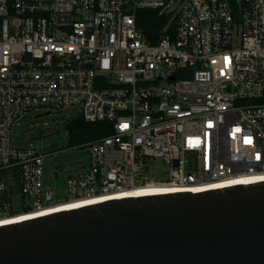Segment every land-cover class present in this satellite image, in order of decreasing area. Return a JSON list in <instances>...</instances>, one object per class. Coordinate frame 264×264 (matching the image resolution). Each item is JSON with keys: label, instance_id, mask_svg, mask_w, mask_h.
<instances>
[{"label": "built area", "instance_id": "1", "mask_svg": "<svg viewBox=\"0 0 264 264\" xmlns=\"http://www.w3.org/2000/svg\"><path fill=\"white\" fill-rule=\"evenodd\" d=\"M141 10L169 17L156 43ZM39 111L113 126L62 199L53 152L14 143ZM263 182L264 0H0V220Z\"/></svg>", "mask_w": 264, "mask_h": 264}, {"label": "water", "instance_id": "2", "mask_svg": "<svg viewBox=\"0 0 264 264\" xmlns=\"http://www.w3.org/2000/svg\"><path fill=\"white\" fill-rule=\"evenodd\" d=\"M0 264H264V182L0 227Z\"/></svg>", "mask_w": 264, "mask_h": 264}, {"label": "rangeland", "instance_id": "3", "mask_svg": "<svg viewBox=\"0 0 264 264\" xmlns=\"http://www.w3.org/2000/svg\"><path fill=\"white\" fill-rule=\"evenodd\" d=\"M46 112H33L24 116L18 125L13 128L14 143L30 147L35 146L43 153H50L51 157L46 159L47 169H60L62 176L60 179H51L50 183L61 191L60 199L65 197L67 188V176L80 171L87 164V154L79 148L69 147V133L66 130V124L74 119L76 113L65 111L60 114ZM73 114V116H71ZM44 115V116H41ZM14 209H18L14 205ZM17 211V210H16Z\"/></svg>", "mask_w": 264, "mask_h": 264}, {"label": "trees", "instance_id": "4", "mask_svg": "<svg viewBox=\"0 0 264 264\" xmlns=\"http://www.w3.org/2000/svg\"><path fill=\"white\" fill-rule=\"evenodd\" d=\"M168 21L169 17L159 16L158 10H141L138 14L139 26L152 43L164 35ZM66 130L69 133V147L74 148L111 135L113 126L108 122L88 123L82 116H77L67 122Z\"/></svg>", "mask_w": 264, "mask_h": 264}, {"label": "bare ground", "instance_id": "5", "mask_svg": "<svg viewBox=\"0 0 264 264\" xmlns=\"http://www.w3.org/2000/svg\"><path fill=\"white\" fill-rule=\"evenodd\" d=\"M150 195H154V194H145V196H150ZM140 196H142V195L110 196V197H107V198H100V199L93 198V199L75 201V202L69 203V205H67V206L51 210L50 212H47L45 214H50V213H54V212L55 213L56 212H62V211H73V210H77V209H82L84 207H89V206H92V205H96V204L102 203L103 201H106V200H118V199H124V198H128V197H132V198L137 197L138 198ZM41 215H37V216H41ZM37 216H25V217H21V218H17V219H3V220H0V227H2V226L4 227L7 224H13V225L16 224V223L18 224V223H20L22 221H26V220L32 219L34 217H37Z\"/></svg>", "mask_w": 264, "mask_h": 264}]
</instances>
